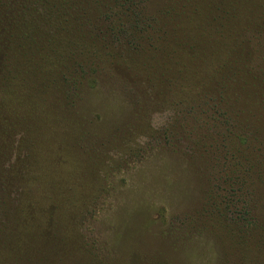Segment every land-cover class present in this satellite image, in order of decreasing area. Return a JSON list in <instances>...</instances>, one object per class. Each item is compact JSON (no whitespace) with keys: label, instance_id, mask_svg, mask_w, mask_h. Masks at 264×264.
Returning a JSON list of instances; mask_svg holds the SVG:
<instances>
[{"label":"rangeland","instance_id":"rangeland-1","mask_svg":"<svg viewBox=\"0 0 264 264\" xmlns=\"http://www.w3.org/2000/svg\"><path fill=\"white\" fill-rule=\"evenodd\" d=\"M84 1L95 11L92 27L82 31L76 13L61 9L59 0H43L31 12L23 4L7 7L0 0V101H7L10 80L23 125L35 131V142L49 141L61 163L57 179L61 184L64 180L51 222L41 209L46 205L45 185L30 190L37 199L35 213L18 217L28 238L18 239L10 248L11 261L1 259L0 264H264V247L256 246L253 234L224 231L217 216L227 210L247 225L256 221L264 227V135L258 140L249 137L232 156L225 149L235 143L214 120L215 109L222 110L217 104L220 94L226 84L231 87L230 77L221 74L212 80L210 89L217 92L212 98H219L212 102L204 93H187L182 76L181 83L173 81L182 71L186 77L188 70L206 72L207 63H191L183 53H172L166 49L170 41L159 52L144 41L145 54L131 53L136 56L128 60L130 52H115L124 46L113 49L116 57L109 50L100 57L92 55L86 45L109 43L108 30L120 22L123 8L121 0L109 4V11L98 8L103 0ZM136 1L153 14L187 4ZM206 5L202 12L217 22V13L211 15ZM161 17L170 36L175 23ZM234 25L241 30L238 22ZM140 37L145 40L149 34ZM247 41L253 53L247 69L257 74L264 69V27H255ZM201 42L198 46L207 49ZM122 45L130 47L125 41ZM186 45L181 41L180 47ZM238 92L230 93L236 105L256 114L255 104ZM1 105L6 110L7 105ZM3 132L0 156L3 164L9 163L0 172L9 174L35 150L22 145L11 152ZM17 156L22 158L19 163ZM252 160L258 163L257 172L248 173ZM12 203V198L6 199L5 207ZM19 253L24 257L18 259Z\"/></svg>","mask_w":264,"mask_h":264},{"label":"trees","instance_id":"trees-1","mask_svg":"<svg viewBox=\"0 0 264 264\" xmlns=\"http://www.w3.org/2000/svg\"><path fill=\"white\" fill-rule=\"evenodd\" d=\"M4 1V6L7 7L9 3L13 4V2L15 3V8L23 4L22 7H27L28 12L43 5V0ZM117 1L119 0H103L101 3L99 2L100 5L98 8L106 10L109 4L116 3ZM186 3L184 7L174 5L173 8H165V11L160 10L153 14L148 11V6L145 7V4L141 1L121 0L123 12L120 22L112 23V26L110 25V30H108L109 34L112 36V40L109 38V40H107L109 43L106 42L107 44H104L105 41H102L103 43H90V45H86L85 48L89 50L88 52H92V55L97 57L108 53L107 50L111 51L109 52L111 57H116L112 52L113 49L124 46L125 49L119 48L116 49L115 52L121 55L130 52L127 56L128 60V57H131L130 55L136 56V54L131 53L141 52V54H145V46L142 43L144 41H148L149 46H153L154 50L158 52L163 50L165 42L170 41V47L166 49L172 53H183L191 63L200 61L201 59L207 63L206 72H201L197 69L195 71L188 70L187 74L189 77H186L181 75L182 71L181 73L179 72L178 75H173V81L176 80L181 83V79L183 78V88L189 89L187 93L196 95L204 93L205 97H211L212 102L219 100V98H212L214 95H217L216 89H210L213 85L212 80L221 74L228 75L230 77L228 82H230V86L235 89L228 87L226 84L227 90H225L226 92L223 91L224 94H220L222 95V98H220L221 101L217 102L222 110H216L214 107V120L217 122L220 121V126L226 129L227 134L225 137H227V140L234 141L235 143V145L230 143L231 148H226L225 153L235 156L236 152L240 151V149H238L239 146L247 145L249 137L258 140L260 136L264 135V69L254 74L247 69L246 65L249 62H253V53L248 50L247 37L255 27H264V0H186ZM59 4L61 5V9H65L67 12L73 10L74 13H76V16H78L76 22L82 31L92 27L91 19H93V13L95 11H92L90 8L92 4L90 5L89 2L87 4V1L85 2L84 0H59ZM204 5L213 10L211 15L213 13L216 15L217 13L218 23L214 21L211 16L202 12ZM86 9H89V11L86 12ZM107 11H109V9H107ZM161 15L171 17V20L175 23L170 36L167 35L165 26L162 25L163 17H161ZM106 17L105 20L110 21L111 16L107 15ZM237 22L241 25L240 31L237 30L234 25ZM96 28L97 27H94L93 29ZM186 28L190 30L187 31ZM143 32H148L149 34V37L145 40L143 37H140ZM123 41L130 45L128 49L125 45H122ZM181 41L187 44L186 47H188L189 44L192 48H186L185 46L180 47ZM200 41H202V45L206 44L208 46L207 49L198 46ZM124 51L126 52L124 53ZM173 60L178 61L174 58ZM132 63L135 65V61ZM165 71L167 72V70ZM205 73L206 75H204ZM160 76H165V73H162ZM46 80L47 79H45V81ZM10 84L9 80L5 92L7 101L6 99L4 102L0 101V107L2 106L1 104L7 105L6 110H4V108L0 109V123L3 126L0 128V133L4 131L3 134L9 138L11 152L13 149H16V152H18L22 149V145H30L32 149L35 151L37 150V152H32L31 150L30 157H28L29 160H26L25 163H19V161H22L20 160L22 158L17 156L16 161H18L20 165H17V169L12 170L13 172H9V174L0 172V260H7L5 262L11 261L12 257H9V253H11L10 248L18 245V239L21 241V239L28 238L25 237L27 233L26 228L24 229L25 231L20 229L18 222L19 218L22 216L31 215L30 211L35 213L34 209L37 199L28 194L30 190L36 185H45L47 195L44 196V202L46 205L44 204L45 208H43V205L42 208H40L49 215V222H51L54 220L53 216L58 209V207L54 206L57 203V192L59 190L61 191V187L64 184V180H62L63 177H61L62 184L59 179H57L59 177H57L56 174H60L57 171V167H59L61 163L58 158H56L55 152L53 153L51 144H48L49 141L45 140L42 143L40 140H37L38 143L35 142L34 138H36V136L33 135L35 131L29 129L27 125H23L19 111H17V108L14 106V103L17 101L14 97L16 95H13L16 89L13 90L12 94V90L9 88ZM208 85L209 89L206 87ZM14 87L17 88L15 83ZM239 89L255 104V107L258 109L256 114H253V112L248 109L242 108L240 105H236L237 102L234 101L232 97L233 94L230 93L234 90V96L239 95ZM9 90H11V92ZM224 95H227V102L223 100L225 97ZM228 101H231V104H228ZM224 102L225 107L223 106ZM217 104L215 105L217 106ZM236 119H239L241 122H236ZM60 120L62 124L65 125L64 118L60 116ZM33 142L38 144L36 149L33 146L35 145ZM232 145L237 149L232 147ZM38 146L40 148H38ZM0 148L3 149L2 145H0ZM3 157L4 156H0V168L5 170V164H8L9 161L3 164L2 162L5 161ZM61 157H63V155ZM32 163L34 165H32V168L28 169V164L31 165ZM241 165L244 166V164ZM65 166H67V164L62 159V169H65ZM257 168V161L252 160V164L247 168V172H257ZM67 170H69V167H67ZM61 175L63 176L65 174ZM11 198L16 203H12L9 207H5L6 199ZM64 201L67 202L66 200ZM10 207L12 210L11 212L9 211ZM219 212L217 216L222 230L234 231V229H238L239 233L246 237H248V233L251 235L253 234L252 238L259 243V245L256 246L264 247V227L261 228L256 221L247 225L248 223L246 224L241 216L233 217L230 215L231 212L227 210H219ZM241 238L243 239L244 237ZM242 245H244V243H242ZM17 255L18 259L24 257L22 253Z\"/></svg>","mask_w":264,"mask_h":264}]
</instances>
